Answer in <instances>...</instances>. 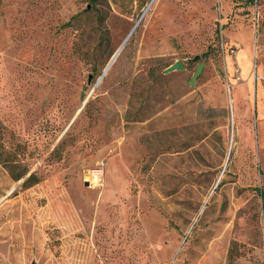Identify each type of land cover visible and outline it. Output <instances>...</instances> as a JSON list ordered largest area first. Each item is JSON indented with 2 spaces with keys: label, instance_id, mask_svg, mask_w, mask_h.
<instances>
[{
  "label": "rangeland",
  "instance_id": "1",
  "mask_svg": "<svg viewBox=\"0 0 264 264\" xmlns=\"http://www.w3.org/2000/svg\"><path fill=\"white\" fill-rule=\"evenodd\" d=\"M150 1L0 0V264H264V0Z\"/></svg>",
  "mask_w": 264,
  "mask_h": 264
},
{
  "label": "water",
  "instance_id": "2",
  "mask_svg": "<svg viewBox=\"0 0 264 264\" xmlns=\"http://www.w3.org/2000/svg\"><path fill=\"white\" fill-rule=\"evenodd\" d=\"M153 2V0L150 1L149 4H151ZM130 35V33H129ZM129 35L124 39V41L121 43V45L118 47V49L114 52V54L111 56L110 60L108 61L107 65L105 66L104 70L101 72V75L99 76V78L97 79V81H99L102 76L107 72V70L111 67V65L113 64V62L115 61V59L117 58L118 54L120 53V51L122 50L124 43L126 42L127 38L129 37ZM199 59L198 55H195L191 60L192 61H197ZM203 64L202 63H198L197 67L192 75V77L190 78V80L187 82L188 85L192 86L196 80V78L198 77V75L200 74L201 70H202ZM184 69V65L181 61H176L172 64H170L169 66H167L164 70L163 73H170L174 70H183Z\"/></svg>",
  "mask_w": 264,
  "mask_h": 264
},
{
  "label": "trees",
  "instance_id": "3",
  "mask_svg": "<svg viewBox=\"0 0 264 264\" xmlns=\"http://www.w3.org/2000/svg\"><path fill=\"white\" fill-rule=\"evenodd\" d=\"M250 1H253V0H250ZM66 25V24H65ZM264 199V198H263Z\"/></svg>",
  "mask_w": 264,
  "mask_h": 264
}]
</instances>
